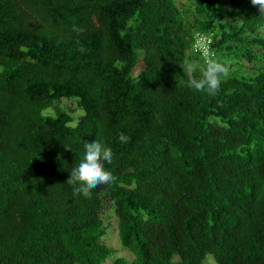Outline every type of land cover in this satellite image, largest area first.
<instances>
[{"label": "trees", "instance_id": "1", "mask_svg": "<svg viewBox=\"0 0 264 264\" xmlns=\"http://www.w3.org/2000/svg\"><path fill=\"white\" fill-rule=\"evenodd\" d=\"M187 1L0 0V264H264V14ZM209 60L229 76L196 91L182 65ZM94 136L113 179L85 194Z\"/></svg>", "mask_w": 264, "mask_h": 264}, {"label": "clouds", "instance_id": "2", "mask_svg": "<svg viewBox=\"0 0 264 264\" xmlns=\"http://www.w3.org/2000/svg\"><path fill=\"white\" fill-rule=\"evenodd\" d=\"M251 3L258 7L260 14H264V0H251ZM182 67L188 77L189 87L196 91L206 89L209 93H214L220 87L222 79L229 76V69L225 64L212 60L199 69L198 78L193 75L196 69L192 65L186 64ZM119 140L122 143L127 142L128 137L121 134ZM113 158L112 147L102 137L94 136L86 139L79 159L69 172V183L73 180L78 181L74 188L85 194H88L93 187L108 184L113 177L105 165L111 164Z\"/></svg>", "mask_w": 264, "mask_h": 264}, {"label": "rangeland", "instance_id": "3", "mask_svg": "<svg viewBox=\"0 0 264 264\" xmlns=\"http://www.w3.org/2000/svg\"><path fill=\"white\" fill-rule=\"evenodd\" d=\"M176 2L180 5L183 6L184 4H189V2L187 0H176ZM227 8L230 7V4L228 3ZM231 20L230 17L227 18V21ZM145 65H144V61L143 58H140L139 62L137 63V65L134 68V74H138L140 71H142L144 69ZM63 105L66 106V108H73L76 109L75 115L76 117L83 115L84 112L80 111L78 108V104L76 101L73 100H64L63 101ZM51 112V110L49 111ZM105 225L108 228V234L106 236V241L108 242V244H110L111 246L115 247L118 249V253L116 254V256H123L126 257L130 260L133 259V254L125 247L122 246V244L120 243L119 240V230H118V220L114 214V212L110 211L105 215ZM115 259V257H113L112 259H109L107 264H112L113 260ZM209 261L212 264H215L213 262L212 258H209Z\"/></svg>", "mask_w": 264, "mask_h": 264}, {"label": "built area", "instance_id": "4", "mask_svg": "<svg viewBox=\"0 0 264 264\" xmlns=\"http://www.w3.org/2000/svg\"><path fill=\"white\" fill-rule=\"evenodd\" d=\"M212 43L213 37L210 34L198 32L194 44V51L199 53L202 57L208 58L210 55H214Z\"/></svg>", "mask_w": 264, "mask_h": 264}]
</instances>
